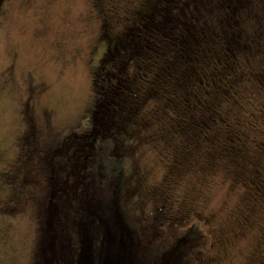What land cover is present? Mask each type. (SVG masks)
Returning <instances> with one entry per match:
<instances>
[{"label": "rangeland", "instance_id": "1", "mask_svg": "<svg viewBox=\"0 0 264 264\" xmlns=\"http://www.w3.org/2000/svg\"><path fill=\"white\" fill-rule=\"evenodd\" d=\"M210 1L176 0L186 30L149 51L125 33L164 0H4L0 264H43L48 228L69 251L88 227L103 228L111 194L96 179L99 199L89 197L95 169L123 172L122 212L152 252L192 233L188 264H264V0H232L202 18ZM107 48L126 69L112 79L121 99L97 114L91 147ZM124 77L133 95L116 88ZM238 134L243 151L227 155L226 137Z\"/></svg>", "mask_w": 264, "mask_h": 264}, {"label": "trees", "instance_id": "2", "mask_svg": "<svg viewBox=\"0 0 264 264\" xmlns=\"http://www.w3.org/2000/svg\"><path fill=\"white\" fill-rule=\"evenodd\" d=\"M231 1L232 0H216L214 2L211 0L209 5L204 4L202 10H199L202 14V18L205 13L209 16V14L215 10H230L232 8L230 7ZM3 2L4 0H0V11ZM175 5L176 0H164L160 13L149 15L145 21L138 22L135 28H129L125 33V37L127 39H130L133 36L138 39L145 38L143 42L144 48L147 47L146 50L148 49L149 51L156 50L159 44L158 41H160V44L169 41L170 32L174 27H180L186 30L184 27V19H180L182 17L174 15L172 12ZM247 46V43L242 44L240 49L242 54H246V50L248 51ZM110 55V49L107 48L101 60V65L95 72L94 85L96 86L97 106L94 111L92 130L87 134L92 138L90 140L92 142L91 147H93L98 141L97 139L101 137V135L97 134L99 130V127L96 124L97 114L100 113L102 116L106 114L110 115L114 103L118 98L121 99L119 92L114 90L115 85L112 83V79H114V76H120L119 78L123 79L126 65L123 62L120 65V62L109 61ZM106 64H111V68L106 67ZM102 70H107V73H101ZM175 70L176 69L173 68V71H169L171 75H174L173 72ZM124 82V85L120 83V86L116 88L125 90V92H129L133 95V91H130L131 86L127 82L126 77H124ZM100 129L102 130V128ZM232 129L236 130L234 127ZM65 138L62 141H64ZM241 139L242 136L239 134L232 140L226 137L227 155L231 152L233 154L230 155L236 156L239 152L243 151V148L237 144ZM69 142L70 140H68L67 143ZM68 146L69 145L67 144L66 149ZM80 149L81 148H79V151H81ZM82 151L85 150L83 149ZM88 154L82 156L83 159L80 160L83 163V167L79 165V163H76L79 166L78 168L76 166V172H79L80 175L81 172L82 175L88 173L84 169ZM74 161H77V159L75 158ZM112 170L113 171L110 175L104 174L97 169H95L92 174L88 175L91 176L90 182L88 183L90 190L89 197H95L92 198V200L97 202L99 199L97 195V184L95 182L96 179H100L101 183L103 181V189H106L105 192L107 191L108 194H111V200L107 201V203L105 202L103 207L104 210L107 209L106 214L108 215V219L104 218L102 211L99 207H96L97 205H95L97 214L106 221L103 228L88 227V232H86L81 238L82 247L79 251L67 250L68 247L64 238L58 236V234L51 230V228H48L46 231V239L48 240L45 241L46 248H44L42 252L43 264H188L190 253L197 248V244L195 245L194 243L197 242L198 237L192 235V233L177 234L170 239L167 238L166 240H163L164 245L158 251L152 252L149 250L148 246L145 245L146 243H144V238L140 236L133 226L128 224L122 212V205L120 204L122 199H120L121 194L119 191V182L120 175L123 172L119 174L117 169ZM109 185H111V187ZM249 188L251 189V187ZM262 194L263 192L260 191L259 196ZM115 213H118V215H114ZM196 227L198 228L199 226L196 225ZM189 239L196 241L191 242L193 243V247L192 244L188 243Z\"/></svg>", "mask_w": 264, "mask_h": 264}, {"label": "flooded vegetation", "instance_id": "3", "mask_svg": "<svg viewBox=\"0 0 264 264\" xmlns=\"http://www.w3.org/2000/svg\"><path fill=\"white\" fill-rule=\"evenodd\" d=\"M93 127V126H92ZM96 129V128H95ZM92 130V129H91ZM63 147H65V145L63 146ZM55 151V154H59V153H61L62 152V149L61 148H59L58 147V149H54ZM59 155H61V154H59ZM54 159V158H53Z\"/></svg>", "mask_w": 264, "mask_h": 264}]
</instances>
